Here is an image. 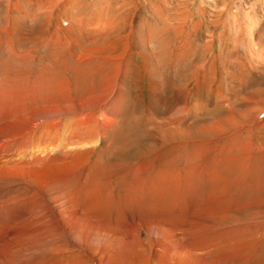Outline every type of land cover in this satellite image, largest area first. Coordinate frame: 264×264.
<instances>
[{
  "label": "bare ground",
  "instance_id": "6f19581e",
  "mask_svg": "<svg viewBox=\"0 0 264 264\" xmlns=\"http://www.w3.org/2000/svg\"><path fill=\"white\" fill-rule=\"evenodd\" d=\"M11 48L0 59V264L251 261L264 220L253 209L250 223L239 221L251 204L233 203L230 189L250 169L235 162L252 132L231 117L197 128L153 123V143L123 148L112 129L117 100L104 101L111 87H54L52 63Z\"/></svg>",
  "mask_w": 264,
  "mask_h": 264
},
{
  "label": "rangeland",
  "instance_id": "374dc122",
  "mask_svg": "<svg viewBox=\"0 0 264 264\" xmlns=\"http://www.w3.org/2000/svg\"><path fill=\"white\" fill-rule=\"evenodd\" d=\"M10 46L52 63L54 87H111L104 101L117 100L112 129L122 130L123 148L153 143V123L197 128L231 117L254 139L235 162L250 169L230 189L233 203L251 204L239 221L250 223L253 209L264 220V0H0L1 60ZM259 241L248 264H264Z\"/></svg>",
  "mask_w": 264,
  "mask_h": 264
}]
</instances>
